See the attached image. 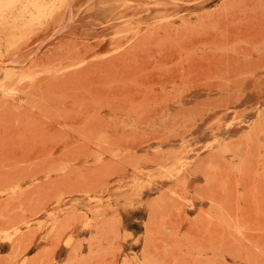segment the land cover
<instances>
[{"label":"rangeland","instance_id":"obj_1","mask_svg":"<svg viewBox=\"0 0 264 264\" xmlns=\"http://www.w3.org/2000/svg\"><path fill=\"white\" fill-rule=\"evenodd\" d=\"M0 264H264V0H0Z\"/></svg>","mask_w":264,"mask_h":264}]
</instances>
